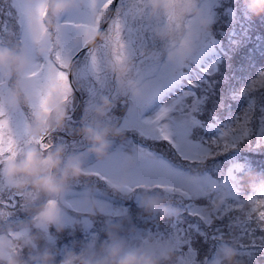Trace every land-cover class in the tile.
<instances>
[{
  "label": "snow or ice",
  "instance_id": "1",
  "mask_svg": "<svg viewBox=\"0 0 264 264\" xmlns=\"http://www.w3.org/2000/svg\"><path fill=\"white\" fill-rule=\"evenodd\" d=\"M149 2L152 8L162 5L167 9L162 21L165 28L175 25L179 29L178 12L189 5L196 7L194 0H135L127 5L121 0L115 8L116 0H12L11 7L15 10L17 23L23 33L21 43L26 49V55L18 59L22 67L28 66V69L21 72V79L26 88L31 89L32 102L29 108L32 120L24 123L23 133L18 135L0 97V168L7 171L25 151L51 152L55 147L50 135L53 130V114L57 111L64 113L67 106L73 103V79L93 81L94 85L99 86V91L95 86L90 90L91 99L86 107L85 119L98 110L97 99L108 101L110 98L116 107L119 93L106 94L108 78L104 76L103 65L111 54L112 62L119 72L130 71L129 65L134 53L125 39L126 23L129 18L143 19ZM198 10L201 12L199 19L210 26H214L219 18L231 23L253 20L240 0H204ZM109 13L114 15L109 16ZM105 15L107 19H104ZM199 19H189L184 23L183 27L190 36L200 34ZM259 24V30L264 33V16L259 17ZM79 38L85 42L77 46L76 40ZM30 44L38 45L39 51L44 53L42 60L37 59L36 49L31 48ZM216 44L213 32H206L195 47V55L178 60L175 64L164 62L165 74L150 75L145 79L136 70L133 74L135 79L127 81L129 86L142 84L143 87L140 99H132L131 103L126 101L130 105L129 119L118 124V131L124 136L134 132L146 140L166 144L173 158L158 156L131 141L117 144L116 141L104 140L99 147L88 150L97 152L99 159L80 170V175L92 178L94 191L86 183L77 181L62 198L68 208L81 215V219L76 220L62 213L57 200H48L47 206L53 222L62 221L72 232L79 223L85 237L91 236L94 241L97 236L94 231L96 221L90 218L95 215L94 208L108 217L110 224L112 218H128L127 208L114 205L116 198L135 196L139 204L140 193L163 192L172 201L175 219L163 224L162 230L161 224L157 223L155 234L149 231L148 239H144L139 232L134 238L142 240L153 251L175 254L179 264H208V256L204 255L203 259L201 256L209 252V240L213 242L211 257L218 255L221 243L232 239L230 225L225 221L228 222L231 213L237 210L232 201L245 194L246 186L241 180L254 173L264 176V155L240 162L238 151L245 144L250 148L254 144L255 149L264 151V71H259L256 78L235 97L232 96L234 89L225 81L224 103L230 104L240 115L223 127L218 136L209 140L199 137L193 139L192 130L172 131L168 121L170 113L175 111V105L162 107L152 117H144V112L162 89L184 77L185 70L197 63ZM82 52L85 62L77 67L76 57ZM248 59L264 65V49L259 55L249 53ZM155 62L159 63V59ZM140 63L145 61L141 59ZM215 70L213 65L212 71ZM4 84L5 81L0 80V89H3ZM19 113L22 114L23 110H19ZM196 115L193 106V129L204 126L196 119ZM55 120L58 122L59 116L56 115ZM113 122H116L113 111H108L103 122L93 118L92 124L99 134L101 127H107ZM130 123L139 127L133 128ZM34 125L35 129H41L39 134L35 132ZM89 131H93L92 125H89ZM109 147L111 150L106 152L105 149ZM86 155L82 153V156ZM256 159L262 163L255 164ZM100 184L105 185L106 190L97 186ZM221 187L226 188L223 195H219ZM117 193L119 196L115 195ZM89 196L90 200L84 199ZM259 196L264 197V193ZM217 200L223 207L218 205V214L213 218L207 206ZM255 204L258 208H264V198H257ZM17 210H26L20 194H11L7 198L0 196V219L11 220ZM260 220L264 221V212L260 213ZM257 231L261 233L258 237L254 235ZM244 234L250 238L249 243L245 244L236 238L237 247L241 255L250 257V264H256L255 252L264 253V229L246 227ZM19 235L12 234L13 239ZM45 235L49 243H57V238L47 231ZM12 251L20 255L23 249L12 246Z\"/></svg>",
  "mask_w": 264,
  "mask_h": 264
},
{
  "label": "rangeland",
  "instance_id": "2",
  "mask_svg": "<svg viewBox=\"0 0 264 264\" xmlns=\"http://www.w3.org/2000/svg\"><path fill=\"white\" fill-rule=\"evenodd\" d=\"M9 2L10 0H0V17L2 18V20L0 21V52H3L4 49H6L11 57L17 58L13 60H18L20 62V59L18 58H22L26 55V49L21 43V40L23 38L22 30L17 23L15 14L9 8ZM124 2L127 5L130 3H134L135 0H124ZM194 2L196 3V7L199 8L204 0H194ZM233 2H235V0H233ZM120 3L121 0L117 2L116 7ZM240 3L248 10L250 14L251 8L253 6L252 0H240ZM9 13H11V15H9ZM189 16H191V12L189 13ZM164 17L165 16L159 10H157L155 14H153V8L151 6V3L149 2L147 11L143 19H128L125 28V39L129 44L130 50L134 53V56L131 64L129 65L130 71L128 73H125L123 77H121L119 70L112 62L111 54H109V56L105 60L103 65L104 76L108 78L106 81V94L119 93L115 108H104L105 100L97 99V104L99 105L98 110L91 113L89 117L85 119L86 107L91 99L89 95L90 90L95 86L96 90L99 91V86L94 85L93 81L73 79V86L79 97V103L77 102L76 96L74 94L73 103L67 106V110L64 112L63 119H65L64 117L69 116V114L72 113L74 109L77 110L75 115L71 119L63 120L60 123L56 122L55 117L53 118V122L51 121L52 128L56 123V126L59 125V131H61L60 134L51 136V140L54 143L55 147L62 153V168L67 165L69 160H78L81 164V168L86 169L90 164H94L95 160L99 159V157H97L95 153L88 151L93 147V145L85 137L84 132L85 130H89V125H92L93 131H95V125L92 124L93 118L96 121L103 122L105 120V113L108 111H113V117L117 123L113 122L107 127L100 128L99 134L107 130V135L105 136L104 140L116 141L117 144H120L121 142L131 141L132 143L142 147L145 150L155 153L158 156H162L167 159L173 158V154L166 144L158 143L150 139L146 140L143 137L135 134L134 132L127 133L122 140L118 139L120 136H123V134L118 131V124H123L126 120L129 119L128 112L130 105L128 103H131L132 100V93L130 91V87L132 85L129 86L127 84L128 79H135L133 74L136 70H139L141 76H143L145 79H148L150 75L160 76L162 74H165L163 60H161L159 63H156L154 60V57L160 50L156 32L158 28L163 27L162 21L164 20ZM104 19H107V15H105ZM218 21L221 23L220 25H222V27H219L220 25L216 27L210 26L205 21L204 31L205 33L209 31L213 32L214 38L219 37L217 41L220 44V49L223 51V53H225L226 49L224 47L227 46V42L234 39V37L231 36L232 30L235 29L234 26L240 28V25H237V23H232V26L228 27L226 19L219 18ZM243 21L245 22V20ZM84 42L85 41L83 38H79L76 40L77 46L83 45ZM216 46L218 45L216 44L213 47ZM30 47L36 49L37 59L42 60L44 53L39 51L38 45L30 44ZM206 56L207 52L200 59L203 60L204 58H206ZM141 59L144 60L145 63L141 64ZM77 62V67L85 62L84 53ZM223 63H225V60L222 61L218 68V74L220 75ZM213 65L215 66V71H212ZM26 69H28V66L25 65L22 67L21 62L15 67L13 66V74L17 77V82L16 84L12 83V86H9L7 83L8 78L10 77L8 71L12 70L9 67H0V80L5 81L4 87L0 92V97H2L3 99L4 106L12 119V126L18 135H21L23 133L24 123L26 121L32 120L29 108V104L32 102L30 98L31 89L26 88L25 82H23L21 79V72ZM188 70L190 71V68ZM216 71L217 67L215 63L213 61H209L204 66V73L206 74L204 83L195 82L194 78H189V80L192 82L191 83L185 77V75L187 76L185 70L184 77L180 78L174 83L167 85L162 89L160 95L144 112V117H152L162 107L175 105V111L170 113V118L168 121L173 132L192 130L194 131V135L192 137L193 139H197L199 137L203 140H209L211 138H214L215 136H218L221 129L232 123L235 117L240 115V112L238 111L235 115L229 117L221 116L224 114L229 115L230 113H232V110L224 112V109H226V107L230 104L225 106V89H221V77H218L216 79L214 76H211V74H208L209 72L214 74ZM262 71H264V69H262ZM28 83L30 84L31 82ZM133 85H136V87L139 89H142L143 87L142 84ZM246 87L247 86L239 89H234V91L232 92V96H236V94H234L236 90L241 91ZM12 101L15 102L13 103ZM126 101L128 103H126ZM108 102L109 104L113 105L110 98ZM193 106H195L196 111L198 108L202 111V114L200 116L203 117V127H197L193 129ZM101 109H104L103 114L100 113ZM19 110H23V113H19ZM53 115H56V113H54ZM209 123L215 125V132L207 131V124ZM56 126L52 131H55ZM130 126L133 128L139 127L138 125L132 123H130ZM96 147H99V145H96ZM110 150V147L105 149L106 152ZM238 151L241 155L240 162H243L244 159H251L252 157L264 155V151L255 149L254 144L251 146V148L247 144L242 145L238 149ZM28 152L29 151H25L23 156L17 160L16 164H19ZM51 152L54 153L56 152V150L51 149ZM82 153H86L87 155L82 156ZM42 154L47 155L48 153ZM255 161H258V159H256ZM1 169L2 168H0V196L7 198L11 194H20L21 203L26 206V210H17L16 215L11 220L0 219V259L2 257H5L7 260H9L8 263L3 264H10L11 261H15V264H42L43 258L41 254L43 252L46 253L52 247H55L58 242L66 239L68 237L69 232L67 233V230L69 228H67L62 221L54 222L56 226L37 227L35 223L36 212L35 214H33V212L39 208L41 203L44 202V198L40 194L33 192L31 189H25V193L24 189L18 186L20 183V178L17 176H14L12 179L8 178V183H10V181H13L15 183L14 186L10 188V185H6L2 178ZM89 178L90 177H85L82 175L79 180H70L67 185L64 197L77 181L86 183L88 187L90 189H93L94 191L95 186L92 183V179ZM262 181V176L258 173L243 177L241 183L246 186L244 189L245 194L241 195L238 200L232 201L237 210L231 213V219L228 222L225 221V223H228L230 225L232 239L229 242L221 243L218 250V255L214 258L211 257L210 254L213 242L209 240V252L202 254L201 259L204 258V255H207L208 257L206 259L208 260V264H215V262L217 261L218 264H250V257L240 254L237 247L238 239L236 238H239L241 242L247 244L249 243L250 238L244 234L246 227H255L258 230L264 229V221L260 220V213L264 212V208H258L255 204V200L257 198H264L259 196V194L264 193V184ZM97 186L101 190H106V186L103 184ZM222 188L223 187H221V189ZM76 190L82 191L83 189ZM224 190L226 191V188H224ZM23 194L25 195L22 196ZM223 194V191H219V195ZM109 195H111L110 192ZM149 196L151 198H149ZM145 198H147L143 201L145 205L146 203L149 204L152 201L159 202L161 200H166L172 203L167 194L163 192L140 193V199ZM84 199L90 200L91 196L85 197ZM57 201L59 202L58 206L62 213L68 216H74V214H77L64 204L63 199ZM146 201H148L149 203ZM114 205L116 207L125 208L122 203H116ZM218 205L219 201L217 200L215 203H210L207 206L208 213L213 218H215L218 214V208L214 209V207H218ZM253 205H255L257 208L256 212L252 210ZM219 207L222 208L223 205H219ZM93 210L96 209L94 208ZM96 211L99 215H96L94 221H96L97 231L100 232L101 227H103V225L106 223V220L103 219L104 214L102 212H99L98 210ZM141 212L142 210L139 209L137 212H135V214L131 212L128 213V215L133 214L136 217L139 216ZM172 219H175V216L171 211L166 215H161V217L151 219V222L155 226L157 223L166 224L169 220ZM21 223L26 224L25 226L29 225V227L27 229L21 228L18 231H13L12 229L8 228L10 226L13 227L14 225ZM76 225L77 226L75 227V229H77L78 223ZM30 228H33V232L28 235L27 233L29 232ZM162 229L163 226H161V230ZM46 231L57 238L56 244L48 242L45 235ZM224 231L226 232L227 229H224ZM148 232L149 228L143 230V232L141 233L144 239H146L145 237L148 235ZM14 233L20 234L19 237L13 239L12 234ZM211 234L212 233L210 232V235ZM254 235L258 237L261 235V233L257 231ZM20 241L21 243H19ZM95 241L96 240H94L93 243H95ZM123 243L124 241L114 242L113 244H110V246L108 245L109 247L105 246L101 251L104 250L106 254H109L107 255V257L110 261L112 259V250L118 249L119 255L116 257V261L118 264L119 260H122L129 256H134L138 260L140 256L143 255L144 252H146L149 248L148 246L144 247L142 244V240L139 239L133 246L134 250H121V248H119L118 246H123ZM130 243H132V241H130ZM257 243H259L258 240ZM12 246H17L18 248L23 249V253L21 254V256L13 253ZM88 249L90 251L88 253L85 251V255L81 257L75 264H99L101 251L97 248L91 247H89ZM37 250H39L40 252H37ZM229 251L233 253L231 261H229L227 257ZM263 254L264 253L256 251L254 255L255 261L256 257H259ZM59 255H63V251L60 253L58 251L53 253V256ZM150 255L156 256L158 254L153 253ZM159 257L164 259L162 260V262L165 261L164 264H179L178 257L171 252L162 254ZM147 260L154 262L149 257H147Z\"/></svg>",
  "mask_w": 264,
  "mask_h": 264
},
{
  "label": "trees",
  "instance_id": "3",
  "mask_svg": "<svg viewBox=\"0 0 264 264\" xmlns=\"http://www.w3.org/2000/svg\"><path fill=\"white\" fill-rule=\"evenodd\" d=\"M11 3H12V0H10L9 2V8L16 16L15 10L11 7ZM254 8H256V5L253 4L251 8V12L249 14L253 18L252 22H248L247 20H245L244 22L242 20L240 22H237V25H240V28H237L234 26L235 29H233L231 32V36L234 37V39L227 42V46L224 47L226 49L225 53H223V51L220 49V44L217 41L219 37H216L215 39L217 41L218 46L213 47L210 50H208L206 58H204L203 60L200 59L197 63L193 64L190 67V71L186 69L187 76L185 75V77L188 81H190L189 78H194L195 82L204 83L206 79V74L204 73V66L209 61H213L217 67V71L214 74L211 73V76H214L216 79L218 77L219 78L221 77V80H222L221 89L224 88L226 80L229 82V84L231 85L233 89H239L244 86H247L251 80L256 78V75L258 74V72L264 69V65H259L255 60H249L248 56H249V53H256L257 55H259L261 53V50L264 49V33H262L259 30L260 29L259 17L264 16V13H254L252 11ZM1 20L2 18L0 17V21ZM220 24L221 23L217 21L214 24V27ZM227 25L228 27H231L232 23L230 21H227ZM219 27H222V25H220ZM5 51L8 52L6 49H4L3 52ZM223 60H225V63H223V67L221 68V75H220L218 74V68ZM8 67L12 71H8V73L10 74V77L8 78L7 83L9 86H12V83L16 84L17 77L13 74V65L11 62H9ZM0 92H1V89H0ZM239 92H242V90L241 91L236 90L234 94H237ZM226 105L228 104H225V106ZM229 110H232V113H230L229 115L224 114L221 116L229 117V116L235 115L238 112V111L233 110L231 105L227 106L226 109H224V112L229 111ZM196 113H197L196 119L200 120L202 124L203 117L200 116L202 114V111L198 108ZM55 116L56 115H53V118ZM60 122L61 121H59V123ZM207 125H208L207 127L208 132L210 131L215 132V125L211 123ZM256 157H260V156H256ZM258 161H254V163L255 164L262 163L261 160L258 159ZM1 170H2V178L4 182L6 183V185H10L9 187L12 188L15 183L13 181H10V183H8L9 180L5 175L6 171H4L3 169ZM262 179H263L262 182L264 184V176H262ZM219 191L220 192L223 191L224 193L226 192L224 188L222 189L220 188ZM148 193H151V192H148ZM150 196L149 198H151ZM147 198L140 199L139 204H137L135 197H128V198H123V199L116 198V200L114 201V204L122 203L124 207L128 209V213L132 212L133 214H135V212H137L139 209L142 210V212L140 213L139 216H136V217L135 215L131 214V215H128V218H125V219L112 218V222L110 224L108 223V217L104 216L103 219L106 220V223L103 225V227H101V231L98 232L96 227L94 229V231L97 233L95 243H93L91 236H89L88 238L85 237V234L81 230V226L78 223V227L77 229H75L74 232H72L71 229L67 230V233L72 232L71 235L68 233V237L66 239L58 242V244L55 247H52L46 253L43 252L41 254L43 258L42 264H45L46 257L48 258V264H69V262L70 264H75L81 257L85 255V251L87 253L90 251L88 249L89 247L97 248L98 250L101 251L105 246H108V245L110 246V244H113L114 242H118V241L119 242L124 241L123 246H118L119 248H121V250L123 249L125 250L129 249L130 251L134 250L133 246L139 240V239H135L134 237H136L138 232L142 233L143 230H146L147 228H149V231L155 234L157 230L156 225L155 226L153 225V223L151 222V219L161 217V215H166L168 214V212H171V211L173 212L172 203L166 200L159 201L161 210H157V211L150 210L148 208V205L150 203L146 201L149 204L146 203L145 205L143 202ZM217 208L218 207H214V209H217ZM36 211L37 210H35L33 214H35ZM94 212H95V215L90 217L93 220L96 218V215H99L96 210H94ZM70 217H73L76 220L81 219L80 214H74V216L70 215ZM25 225L26 224L21 223V224L14 225L13 227L10 226L8 228L12 229L13 231H18L21 228L27 229L29 227V225L28 226H25ZM76 226L77 225H75V227ZM161 226H163V224H161ZM32 232H33V228L32 229L30 228L27 234L30 235ZM145 238L148 239V235ZM130 241H132V243H130ZM19 243H21V241ZM149 243H151V241H149ZM143 246L146 247L148 245L143 244ZM56 251H58L59 253L63 251V255L53 256V253ZM37 252H40V251L37 250ZM153 253L154 254L157 253L158 255L156 256L150 255ZM107 255L109 254H106L104 250L100 252L99 264H106V262L109 261ZM160 255H162L160 252L153 251L150 248H148V250L144 252V254L141 255L138 260H147V257H149L151 260L154 261L153 264H156V263L164 264L165 261L162 262V260L164 259L159 257ZM0 262H1L0 264L8 263L9 260H7L5 257H2L0 259ZM256 264H264V254L260 255L259 257H256Z\"/></svg>",
  "mask_w": 264,
  "mask_h": 264
},
{
  "label": "clouds",
  "instance_id": "4",
  "mask_svg": "<svg viewBox=\"0 0 264 264\" xmlns=\"http://www.w3.org/2000/svg\"><path fill=\"white\" fill-rule=\"evenodd\" d=\"M253 4L256 5L252 11L254 13H264V0H252ZM196 6V3L194 2ZM192 9L189 11V9ZM159 10L164 16L167 12L162 5H157L153 8V14ZM191 12V16L189 13ZM111 15L110 13L108 14ZM201 17V12L197 7L189 5L183 11L178 12L177 23L180 24V28L177 29L175 25L170 28L161 27L157 29L156 35L159 44V52L154 57L156 61L157 58L159 62L167 61L171 64H175L178 60L185 59L188 56H193L196 54L195 47L203 39L205 33V21L199 19ZM189 19H199V29L200 34L189 35L188 32L183 27L184 23ZM174 45V46H173ZM147 58V56H146ZM15 67L20 62L18 60H13L8 52H0V67L7 68L9 62ZM125 73L120 72L121 77ZM132 93V99H140L141 89L137 88L136 85L130 87ZM114 106L109 104L108 101L104 102V108H113ZM104 109L100 110L103 114ZM57 116H59V121H63L64 113L57 111ZM40 128H36L35 132L39 134ZM85 137L93 145L92 148H96V145H101L107 135V130L97 134L95 131L85 130ZM123 136L118 139L122 140ZM98 157L99 154L92 151ZM61 155L60 151L54 153L50 152L44 155L38 151H29L24 159L19 164L10 165L5 175L7 178L12 179L14 176L20 178L19 187L22 189H31L33 192L40 194L44 198V202L41 203L36 211L35 223L37 227L44 226H56L49 214V208L47 206L48 200H60L64 197L67 185L70 180H79L82 175H80L81 164L78 160H69L67 165L62 168L61 166ZM92 179V178H89ZM119 196V194H115ZM148 208L152 211L161 210L160 204L157 201H152L148 205ZM252 210L257 211L255 205H253ZM163 214V213H162ZM119 255L118 249H113L111 252V260L106 262V264H117L116 257ZM233 256L232 252H228L227 257L231 261ZM10 264H15V261H11ZM45 264H48V258H45ZM70 264V262H69ZM118 264H153L149 260H137L134 256L126 257L118 261Z\"/></svg>",
  "mask_w": 264,
  "mask_h": 264
},
{
  "label": "water",
  "instance_id": "5",
  "mask_svg": "<svg viewBox=\"0 0 264 264\" xmlns=\"http://www.w3.org/2000/svg\"><path fill=\"white\" fill-rule=\"evenodd\" d=\"M117 2H118V0H116V4H117ZM116 4L113 6V8H115L116 7ZM111 15H113L114 13H110ZM99 39V38H98ZM83 53V52H82ZM82 53H80V55L82 54ZM80 55L79 56H77L76 57V60L80 57ZM74 88V87H73ZM75 90V89H74ZM74 93H75V95L77 96V102L79 103V97H78V95H77V92H76V90L74 91ZM77 108V107H76ZM76 109H74V111L72 112V114L71 115H69V116H67V117H64V118H68V117H73L74 115H75V113H76ZM54 131H51V133L50 134H52ZM57 151H59V150H57ZM24 192H25V189H24Z\"/></svg>",
  "mask_w": 264,
  "mask_h": 264
},
{
  "label": "flooded vegetation",
  "instance_id": "6",
  "mask_svg": "<svg viewBox=\"0 0 264 264\" xmlns=\"http://www.w3.org/2000/svg\"><path fill=\"white\" fill-rule=\"evenodd\" d=\"M60 133H61V131H59V127H56L55 131L53 132V134L51 136L56 135V134H60Z\"/></svg>",
  "mask_w": 264,
  "mask_h": 264
}]
</instances>
